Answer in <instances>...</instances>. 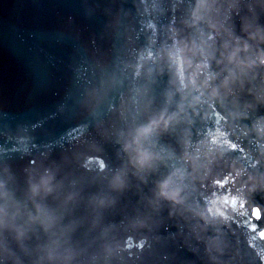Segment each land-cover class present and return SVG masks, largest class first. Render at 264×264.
Wrapping results in <instances>:
<instances>
[{"label": "water", "instance_id": "water-1", "mask_svg": "<svg viewBox=\"0 0 264 264\" xmlns=\"http://www.w3.org/2000/svg\"><path fill=\"white\" fill-rule=\"evenodd\" d=\"M264 0H0V264H261Z\"/></svg>", "mask_w": 264, "mask_h": 264}, {"label": "snow or ice", "instance_id": "snow-or-ice-1", "mask_svg": "<svg viewBox=\"0 0 264 264\" xmlns=\"http://www.w3.org/2000/svg\"><path fill=\"white\" fill-rule=\"evenodd\" d=\"M261 264H264V261H262Z\"/></svg>", "mask_w": 264, "mask_h": 264}]
</instances>
